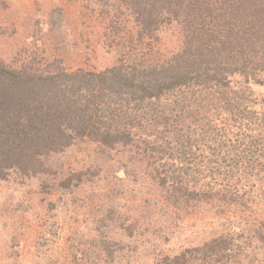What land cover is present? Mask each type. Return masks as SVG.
I'll return each instance as SVG.
<instances>
[{
	"label": "trees",
	"instance_id": "16d2710c",
	"mask_svg": "<svg viewBox=\"0 0 264 264\" xmlns=\"http://www.w3.org/2000/svg\"><path fill=\"white\" fill-rule=\"evenodd\" d=\"M129 1L145 33L174 22L185 27L178 51L149 61L122 58L99 72L40 73L0 63V178L40 173L43 156L77 141L113 149L142 140L144 148L137 146L167 197L241 204L234 175L264 184V98L251 89L264 85V10L255 8L264 0ZM216 172L227 180L217 193ZM232 242L215 241L196 264H240ZM185 262L182 254L158 264H194Z\"/></svg>",
	"mask_w": 264,
	"mask_h": 264
},
{
	"label": "rangeland",
	"instance_id": "374dc122",
	"mask_svg": "<svg viewBox=\"0 0 264 264\" xmlns=\"http://www.w3.org/2000/svg\"><path fill=\"white\" fill-rule=\"evenodd\" d=\"M255 8L264 10L259 1ZM138 15L129 0H0V63L40 73L99 72L122 58L149 61L178 51L185 27L174 22L150 35ZM251 89L264 98V85ZM137 145L144 148L142 140L113 149L81 140L43 156L40 173L0 178V264H158L182 254L196 264L225 238H233L240 264H264L258 177L230 180L241 204L217 197L183 203L166 196ZM213 176L217 193L227 180Z\"/></svg>",
	"mask_w": 264,
	"mask_h": 264
}]
</instances>
